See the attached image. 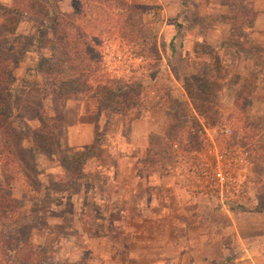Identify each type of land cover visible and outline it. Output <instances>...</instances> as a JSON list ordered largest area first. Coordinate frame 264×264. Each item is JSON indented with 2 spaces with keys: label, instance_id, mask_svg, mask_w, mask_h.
I'll return each instance as SVG.
<instances>
[{
  "label": "rangeland",
  "instance_id": "1",
  "mask_svg": "<svg viewBox=\"0 0 264 264\" xmlns=\"http://www.w3.org/2000/svg\"><path fill=\"white\" fill-rule=\"evenodd\" d=\"M73 1L0 0L1 264H106L100 255L117 236L100 239L114 231L103 223L110 214L100 209L108 201L100 193L107 191L111 171L101 162L107 159L106 147L120 149L117 137L127 133L121 122L141 109L157 108L170 116L162 134L150 138L141 164L168 176L193 171L184 183L205 193L199 209L206 220L222 222L225 209L242 214L264 207V155L251 151L259 143L257 126L264 125V96L254 93L255 81L252 86L245 80L233 83L219 65L224 51L219 45L228 34L220 16L231 10L217 0H185L184 7L178 0H95L100 7L88 5L87 28L106 44L103 50L98 46L102 69L115 84L123 83L121 93L107 94L106 102L123 101L122 108L131 110L125 116L99 109L85 96L64 105L58 96L43 97L50 91L46 78L54 65L45 17L68 12ZM240 27L243 43L249 25ZM243 44L247 48H238L241 54L257 52ZM239 88L260 97L247 102V116L257 129L251 139L243 136L241 123L225 118ZM154 119L161 125V117ZM222 127L230 134H220ZM231 135L234 142L228 146ZM188 138L198 149H182ZM32 142L38 151H32ZM213 150L238 157L245 153L247 162L229 170L222 196L209 177L201 176L203 160L209 164ZM178 160L183 163L177 165ZM17 248L22 251L14 256Z\"/></svg>",
  "mask_w": 264,
  "mask_h": 264
},
{
  "label": "crops",
  "instance_id": "2",
  "mask_svg": "<svg viewBox=\"0 0 264 264\" xmlns=\"http://www.w3.org/2000/svg\"><path fill=\"white\" fill-rule=\"evenodd\" d=\"M252 9L254 18L246 29L247 35L243 30L240 39L254 46L257 52L241 54L222 47L219 65L233 79L254 78V93L264 96V61L261 60L264 0H253ZM157 110H137L129 122L120 121L127 127L126 135L120 132L117 137L120 149L106 147L108 156L101 165L111 171L105 179L108 189L100 193L108 201L100 209L103 215L110 214V220L103 223L114 231L101 234L100 239L112 234L117 237L109 239L107 252L100 255L102 261L106 264L109 261L111 264H264V207L259 206V211L244 210L242 214L225 209L227 219L222 222L206 220L199 209L200 197L205 193L184 183L193 177V171L178 170L175 176H168L145 170L141 162L150 138L160 136L169 123L167 112ZM156 116L162 120L159 126ZM202 130L206 132L205 128ZM179 161L177 165L183 163Z\"/></svg>",
  "mask_w": 264,
  "mask_h": 264
},
{
  "label": "trees",
  "instance_id": "3",
  "mask_svg": "<svg viewBox=\"0 0 264 264\" xmlns=\"http://www.w3.org/2000/svg\"><path fill=\"white\" fill-rule=\"evenodd\" d=\"M217 2L220 6L231 10L228 14L220 16L222 24L228 26V34L226 42L220 43L219 47L241 53L238 48L245 49L247 46L239 40L240 26L244 23L246 25L251 24L255 15L252 9L253 0H217ZM91 3L96 7L101 6L95 0H74L68 12L52 11L45 17L44 29L49 34L50 58L54 65L50 67V72L46 78L50 91L43 97L46 95L58 96L59 98L56 100L61 103L60 105H64L68 100L74 101L85 96L93 98L99 109L111 114H126L131 110L122 108L123 101L110 100L111 105H107L106 102L107 94H111V92L121 93L123 83L115 84L102 69V51L99 50L98 46L102 47L103 50V46L106 44L100 35L87 28L86 9ZM178 5L184 7L185 0H178ZM38 33H41V30ZM38 39L39 37L35 38L36 43H38ZM37 65L35 63V67ZM241 80H245L252 86L254 78L237 76L234 78V83L241 85ZM42 93L44 94L43 90ZM251 98L257 100L260 97L257 98L254 94H249L241 89L236 94L232 110L225 115L228 123L233 125L241 123L243 136L245 135V138L249 136L250 139L257 130L250 117L247 116V102ZM257 127L261 130L258 136L259 143L256 146L252 145L251 151L256 153L259 150L264 155V148L262 147V144L264 145V125L260 124ZM232 134L234 133L232 132ZM233 137L234 135L229 137L231 141L228 140V146L233 145ZM189 139H187L188 143H183L182 149L188 148L189 152L198 149L194 145L195 141ZM31 148L33 152L38 151L34 142H32ZM259 157H262V154ZM21 249L12 250L14 256H17L19 251H22Z\"/></svg>",
  "mask_w": 264,
  "mask_h": 264
},
{
  "label": "built area",
  "instance_id": "4",
  "mask_svg": "<svg viewBox=\"0 0 264 264\" xmlns=\"http://www.w3.org/2000/svg\"><path fill=\"white\" fill-rule=\"evenodd\" d=\"M204 130H198L199 139L203 140ZM219 133L223 136L229 135L230 130L227 127H222L219 129ZM173 149L176 148L175 145L172 146ZM242 157H238L237 153H232L229 150H213L211 156V162L206 164L207 161L203 160V170L201 176L209 177L213 185L217 188L218 193L222 194L223 189L230 182L228 174L229 170L233 168V165L245 167L247 164L245 159V153H241ZM202 159V157H200ZM234 182V180H233Z\"/></svg>",
  "mask_w": 264,
  "mask_h": 264
}]
</instances>
